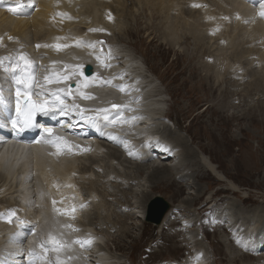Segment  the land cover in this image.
I'll use <instances>...</instances> for the list:
<instances>
[{"label": "rangeland", "instance_id": "374dc122", "mask_svg": "<svg viewBox=\"0 0 264 264\" xmlns=\"http://www.w3.org/2000/svg\"><path fill=\"white\" fill-rule=\"evenodd\" d=\"M92 1L97 7L95 10L98 12H96L97 19L103 23L98 29H108L107 33L110 34L106 38L98 31H90L94 27L89 28L88 38L94 41V45L97 44L92 48L99 50V53L104 52L106 57L109 56V51H111V56L117 55L118 57L113 60H117L116 65H121L123 61L134 60L138 69L143 68V70L140 69L142 71L140 74H134V77H131L136 78L138 75H143L138 84L141 86L143 83H147V87L142 90L143 94H149L148 90L150 92L152 88L160 91L158 99L163 115L156 121L157 135L172 142L180 153L172 162L169 160L159 161L157 154L152 155V159L144 161L141 157L142 154L129 157L122 152V159L113 157L110 160L112 151L117 149V146L111 143L102 145L100 142H95L99 148L101 144L103 150H100L104 154L91 156V153H86L83 156H78L77 162V158H74L75 162L79 163V167L87 163V166H91L94 158H104L101 162L99 161L100 164L93 163L94 169L90 170L97 177L94 187L90 189V181L86 182L85 177L81 176L82 173L75 172L76 181L71 176V185H67L65 179L62 178L63 189L58 191L61 198H57V200L62 202L63 199H66L64 198L67 196L66 191L71 192L72 185L76 183L77 189L72 192L77 195L75 197L70 195L75 198H72L74 202L84 198H82L83 203L85 202L84 205L87 207L84 208L83 204L80 207L86 209L88 212L86 210L85 212L89 214L86 217L83 216L81 220L93 223L90 224L89 231L92 230L97 236L99 244H97V248L94 245V248L92 247L90 250H95L94 253L100 251L101 256L104 255L103 257L106 259H103L105 264H190V262L185 263V259L192 254H197L200 260L202 259L203 263L201 264H264V253L262 252L264 247L253 250L255 243L259 240L258 235L264 231V208H262L264 207V66L258 65L260 70L257 76L252 75V69H249L256 66L254 63L258 61L260 52L264 53V50L256 51L251 59L249 53L238 54L241 60H248V57L250 59V62L242 67V69L249 67L247 69L250 70V74L248 76L246 73L248 77L241 83L238 81V75L227 69V65L232 61L227 60L226 63L225 58L217 54L218 51L212 50L215 49L216 44L222 42L224 36L216 38V35L222 31L231 33V38L226 44L228 46L232 42V47L228 48L227 54L239 50L240 43L248 39L254 46L257 39L253 38L256 34H253V26L250 21L241 19V22H237L233 20V12L229 15L226 13L222 15L221 10L225 11L227 5L219 10L220 14L216 8L211 6L210 0H185V6L200 5L195 8L202 11L209 10L215 18L224 22L223 27L219 28L217 33L210 32V26L202 23L197 27L204 31L203 33L186 31L185 35L183 33L185 30H174L167 25V16H159V3L145 2L144 0L139 3L137 0H128L125 5L127 17L110 12L111 7L107 5L108 0H103V2L88 0L85 5ZM76 5L80 9L81 3ZM83 7L86 8V6ZM108 7L109 9H107ZM108 12L115 22H106L108 19H105L104 16H109ZM76 15L78 14L76 13ZM180 24L181 22L179 26ZM120 27L122 30L119 32ZM127 27L131 29L130 34L123 32ZM246 29L247 31L244 32ZM11 36L2 35V39H0V48L3 46H5L4 49L12 48L9 51L0 49L1 59H3V54L10 57L9 53L13 52L15 55L19 53L18 46L11 43L14 38ZM9 37H11L10 42ZM61 38L56 39L58 42L60 41L61 47H64L66 43L70 52L73 47L75 48L72 52L77 50V45L73 41H70L71 43L64 41L65 36ZM65 39L68 40V38ZM32 40L34 39L32 38ZM3 41H5L4 44H2ZM99 42H103L102 45L106 44L102 46ZM38 44L33 42V48L36 49L35 45ZM51 47H48L49 50H54ZM85 47L88 45L86 44ZM13 48L15 49L13 50ZM102 49L103 51H100ZM3 50L5 53L2 52ZM13 53L12 56H15ZM29 53L36 58L43 57V54L47 55L45 52L42 54L41 50ZM217 57L223 64L222 62L217 64ZM55 60L56 58L53 59V61ZM1 61L0 68H2ZM37 63L35 64L37 65ZM133 65L135 64H131V68ZM210 65H214L215 70L211 69ZM218 65H223L222 70ZM225 70L229 71L228 78L223 77ZM3 76L0 73V78ZM257 77L262 78V81L257 82ZM141 80L144 82L142 83ZM237 88L240 94L234 95ZM155 92L157 93V91ZM151 99L148 100L149 102L147 101V104L156 101L154 99L151 101ZM175 136L181 137L183 145L174 142ZM185 147L189 150L192 149L193 155L197 153L198 159L189 164L191 166L187 165L186 160L182 157ZM104 150L108 152L106 153ZM161 162L168 163L169 166H173V169L169 179H162L155 183V180L149 179L148 175L152 170L151 166ZM147 163L148 166L144 167L145 172L139 173L140 168L137 165ZM210 163H212L214 171L212 168H209L210 171L203 167ZM129 166L135 167L129 168ZM50 169L52 172L47 171V177L57 179L60 174L55 172L53 166ZM33 170L31 168L29 172H36ZM90 172L88 173L90 174ZM195 172L197 173L195 174ZM88 173L87 176L91 175V178H94L93 174L89 175ZM19 176L20 174L14 180L12 175L7 177V180L13 178V181L17 182V179L21 178ZM23 178L25 179V177ZM132 181L136 184L133 183L130 189ZM1 183L4 184V182ZM10 184L11 182H7L6 188H10ZM28 185L29 182L26 183V187ZM33 187L31 184L29 190H34ZM56 187L59 188V186L54 188ZM58 188L57 190H59ZM142 189L150 191L151 198L160 195L170 204L168 213L162 219L163 221L165 218L177 220L178 223L170 231L162 232L163 221L156 225L146 220V206L150 200L146 203L143 202L140 194ZM13 190L14 187L11 191ZM78 190L81 192V196ZM44 191L46 193L48 190L44 189ZM13 193L15 192L13 191ZM30 194L26 198L31 197V201L37 207L35 192H30ZM10 196H12L11 193ZM10 196L6 198L13 202L11 199L13 196ZM15 196L16 194L13 198ZM50 196L51 194L47 195L48 201L54 198L53 192L52 199ZM192 198H195L194 201L188 203L187 201ZM26 201L28 202L27 199ZM10 202L2 201L0 204H9ZM61 205L63 204L61 203ZM97 210L100 211V215L95 218ZM29 212H34V207ZM111 213L114 218L124 219L120 229L123 230L127 227L131 236L123 237L124 239H120L121 241L118 240L122 230L119 231V227L108 223ZM126 213H130L132 216ZM0 218L2 224L7 222L4 216ZM118 231L119 235L113 242L111 237ZM247 249H252L259 255L255 256ZM92 255L95 256L93 253ZM96 259L101 258L97 257ZM96 259L92 258L91 260L95 261Z\"/></svg>", "mask_w": 264, "mask_h": 264}, {"label": "bare ground", "instance_id": "6f19581e", "mask_svg": "<svg viewBox=\"0 0 264 264\" xmlns=\"http://www.w3.org/2000/svg\"><path fill=\"white\" fill-rule=\"evenodd\" d=\"M98 1L103 2V0ZM127 1L128 0H108L107 5L111 7L110 12L115 13L119 16H124L127 14V11L125 9ZM137 1L139 3H142V0ZM144 1L150 3H159V16H167V25L171 26L174 30H185V32L183 31L185 35L186 31L190 33H203L204 31L197 27V25L202 23L204 25L210 26L209 29H211L210 32L212 33H217L218 29L223 27L224 22L218 20V18H215L214 14L209 10L202 11L195 7H187L185 6V0ZM87 2L88 0H0V39H2V35L14 36V38L11 36L13 38L11 40V43L17 45L19 49V53L17 55L12 52L15 56H12V53H9L11 55L10 57L8 54V57L3 54V59L0 58V60H4L3 62L1 61L2 68H0V73L4 75L3 78H0V90L3 91V95L5 98V104L1 105L0 108H3L5 106V109L8 111V108H11L9 97H11L13 92L16 93V86L11 79V71L9 70L6 72L5 68L10 69L11 65L18 61L20 55H26L27 60L32 62L30 87L27 94L38 95L39 93H42L46 90L45 95L47 93L48 96H50L51 92L54 93L59 89H64V91L60 93V97L65 103L66 110L70 111L72 114L77 113V119L71 117L69 121L63 124L64 126H61L62 128H59V133H62L67 138L66 143H59L60 145H67L73 148L75 144H78L79 146L86 148L91 141L93 142V148L89 152H79V156H83L86 153H91V156H99L100 154H104L103 151H101L103 150L101 149V144L99 148V146L95 142H100L102 143V145H108L109 143L105 142L106 139H104L103 141H100L101 139H103L100 137H97L96 139H81L75 134L64 131V128H67L66 126H68L69 124H75L78 119L82 121L85 118L82 117V113H86L87 115H93L92 117L96 119H98L100 116H103L102 118H104L105 116L108 117L107 119L104 118L106 120L107 127L102 125L91 127L99 129V131L111 135L114 140V142H112L111 144H115L117 142L121 143L119 144L120 148L117 147V149H114V151H112L113 154L110 160L113 159V157L122 159V153L129 155V157L142 154L143 156L141 155V157H143L142 159L144 161L150 160L152 159L153 150L149 149H151V146H157V148L161 151L159 152L161 154H157V158L159 161H174L180 153L177 150V146H174L172 142H168L167 140H164L160 136H158V130L155 128L157 126L156 121L160 119L161 115H163L159 103L160 100L158 99L160 91L158 89L152 88L150 92L148 90L149 94L146 93L147 91L145 92L147 95L143 94L142 90L147 87V83H143L144 81L142 82L141 80L143 84L141 86L138 85L143 75H138V77L133 78V75L140 74L142 72L140 71V69L143 70V68L138 69V66L136 65L137 63H135L134 60H132L131 62L123 61L121 65H116L115 63L117 60H113L115 59V57H118L117 55H115V57H106V54L104 52L99 53V50L96 49V51L95 49H93L94 47H85L86 44L94 45V41L89 40L90 38H88L89 36L87 32L89 28L94 27L93 29H98L99 27H101L100 25L103 24L97 19L98 15L96 14L97 11L95 12V10H97L95 3H93L92 1L91 3L85 5ZM210 2L211 6L213 8H216L217 11L221 10V8L223 7H226V5L228 6L226 7L225 11L221 10L223 12L222 15H225V13L226 15H229V13L233 12V20L237 22H241V19L250 21L251 25L253 26V34H256L253 38L257 39V41L254 43V46L251 44V40L248 39L247 41H243L242 43H240L239 50H234L232 51V53L227 54L228 48L232 47V42L229 43L228 46L226 44L228 39L231 38V33L229 31H222L219 35H216V38L224 36L222 42L216 44L215 49L212 50L218 51L217 54L223 56L226 63L227 60L232 61L227 65V69L238 75V81L240 83L249 76V69H252V75L257 76L260 70L258 68V65H260L261 67L264 66L263 52H260L258 61L254 60V66L256 65L255 67H247L249 69H247L246 67L242 69V67L243 65H246L250 62L252 55L256 51L264 50V17L260 15V12L262 10L261 3H264V0H262L258 5H256L257 3L251 5V3H249V1L247 0H210ZM77 3H81L80 9H78L79 7H77L78 5H76ZM83 6H86V8H84ZM109 7L107 9H109ZM202 8L204 9V7ZM76 13L78 15H76ZM104 18L108 19V21H106L107 23H109V21L111 23L115 22L114 20H112L113 17L109 19L108 15L104 16ZM180 22L181 24L179 26ZM122 27H120L119 32L122 30ZM245 31H247V29L244 30V32ZM107 32L108 29L98 31L100 35H105V37L108 38L110 34ZM123 32L130 34L131 29L127 27L125 30H123ZM63 36H65V38H68V40L64 38V41H73L75 45H77L76 51L74 50V52H72L75 48L73 46V49H71L72 53L70 52V50H68V46L61 47L59 49L54 47V45H61L59 44L60 41L58 42V40L56 39H59ZM31 37L34 40H32ZM208 37H210L209 34ZM235 37L238 38L237 36ZM4 42L5 41H3L2 44H4ZM33 42L39 43L38 45H41V48L34 49L32 45ZM44 44L49 45V47L53 46L51 48L56 50V52H54V50L52 49L49 50L48 47H44ZM62 45H64L63 42ZM96 45L97 44L95 43L94 46ZM4 47L5 46L0 49H4ZM241 47H243V49H240ZM10 49L6 48L4 50L9 51ZM14 49L15 48H13V50ZM4 50L2 51L3 53H5ZM34 50H41L42 54L45 52L47 53V55L43 54V57L38 58L33 57V54L29 52ZM100 51H103V49ZM107 51L108 50H106V52ZM242 52H244V54L249 53L248 55H250V59L248 57V60H241L238 54H242ZM97 57H99V59H97ZM7 58L9 59L8 61ZM54 58H56L55 61H53ZM126 59L128 60V58ZM32 60L35 63L38 62L37 65ZM85 61L91 62L93 64V67H95L96 72L93 76L86 77L85 75L81 74L82 66ZM219 62L221 63L222 61L217 57V64H219ZM19 63L22 67L24 66L23 61H19ZM105 64L111 66L106 67L104 66ZM131 64H135L133 65V68H131ZM209 67L215 70L214 65H210ZM218 67L220 70H222L223 65H218ZM228 72V70H225V72H223L224 78H228ZM246 73L248 74V76ZM17 74L22 75L23 73H21L18 69ZM45 77H48L52 81L59 80V83H49L45 80ZM65 77L67 78L65 79ZM256 80L257 82L262 81V78L259 77ZM105 81H111V84L104 83ZM118 86H123L124 91H120ZM21 88V94H24V86L21 85ZM155 91H157V93ZM81 93H83V96L85 97L91 96L94 98H83ZM238 94H240L239 89L234 95ZM150 98H152L151 101H153V99L156 101L154 103L147 104V101ZM73 105H78V107L73 108ZM113 105H116L117 107L113 108ZM82 109L83 112H81ZM102 109L106 111H101ZM2 112L3 111H1L0 109V126L1 128H3H0V202H10L11 200L6 198L7 196H10V193L13 197L14 194H16V196L15 198L10 196L12 197L11 199H13V202L11 201L9 204L3 205L0 204V214H2L0 215V217L4 216V218L8 221H4L5 223L2 224L3 222H1L0 218V254H2L4 257L3 260L0 261V264H19L21 261H23L24 256L26 260H28L27 264H105V261H103V259H106L103 257L104 255L101 256L100 251H96V253H94L95 250L91 251L90 248H82L80 243L74 242L77 241L75 239L76 237H80L81 241L91 240V243L89 245H91V247L93 248L94 245H96L97 248L98 244V241H95V239H97V236L93 233L92 230L89 231V228L91 226L90 224L93 223L90 221H88L89 223H87L86 221L81 220L83 216L86 217V215L89 214L87 213L88 211L86 209L85 210L87 212H85L84 210V208H86L87 206L85 207V202L83 203L84 198L82 197V199L80 197L82 195L81 192H79L78 190V192L80 193V196L78 197L81 198L82 202H74V200L72 199L75 197V195H77L73 194L72 192L74 191V189H77V186L75 187L76 183L72 185V187L74 186V188L71 187V189H73L71 190V192L66 191L67 196L64 195L66 196L64 197L66 199H63L62 202H59V200H57V198H61L59 197L60 194L58 191H61L63 189L62 178L65 179L67 185H71V176H73L74 181H76V178H74L75 172L82 173L81 176L83 175V177H85V181H90L89 184L91 183V186L89 185V188L92 189L97 180V177L94 176V173H91L94 169L93 163L97 162L96 164H100L99 161L101 162L104 158H94V161L91 162V166H87V163L83 165L80 164L81 166L79 167V163H76L78 160L77 153H70L66 149L61 148L59 144L54 145L55 140H52L54 139L53 137L41 136L38 141L37 138H34L33 140L37 142L36 144H33V146L25 145L23 144V142L5 139L2 137V134L8 132L9 129L7 121L4 120L5 114L3 116ZM63 116L64 115H61L59 113L58 117H60V123L63 120ZM99 122L100 121H98V123ZM80 124H82V122H80ZM181 140V137L178 136H175L174 138V142L177 144H181ZM147 145L148 149L146 147ZM161 146H166L167 150L163 151ZM191 150L185 147V150L182 153V157L186 160L187 165L198 159L197 153L193 155V151ZM175 151L177 153H175L174 156H166L167 154H171ZM104 152L107 153L108 151L104 150ZM129 153L132 154L130 155ZM164 157L167 158L164 159ZM74 158H77L76 162ZM121 165L123 164L121 163ZM205 165L206 166L203 165L204 168H206L207 170H210L209 168H212L214 171L212 163H210V165ZM52 166L54 167L55 172L57 174H60L57 176V179L47 177V171L52 172L50 169V167ZM137 166H139L140 168H138L139 173H141V171L145 172V168L148 166V163L145 165L142 164ZM132 167L135 166H129V168ZM31 168L34 169L33 171L36 170V172H32L34 174L33 177L30 176L31 173L29 172L31 171ZM151 168L152 170L149 173L148 177L149 179L155 180L156 183L162 179H169L173 166H169L166 162H161L159 164H153ZM90 170L92 171L90 172ZM88 172H90V174H93L94 178H91V175ZM87 173L90 176H87ZM196 173L197 172H195V174ZM19 174V177L21 178L20 180L17 179V182L13 181V178L7 180V177H11L12 175L15 180ZM23 177H25V179ZM28 179L29 181H27ZM1 182H4V184H2ZM7 182H11L10 188H6ZM28 182L29 185L26 187V183ZM133 183L136 184V182L132 181L130 184V189ZM31 184L35 186L33 187L35 189H31L30 191L29 188ZM55 186H59V188H54ZM12 187H14L13 191L15 193L11 191ZM57 188L59 190H57ZM44 189L48 190L46 192L47 194L45 193ZM198 190H200V188H198ZM30 192H37V195H35L36 200L33 198V200L37 201L38 203L37 207L34 206L35 203L31 201V197L26 198V196L30 194ZM52 192L54 197L53 199L51 197ZM149 193L150 191L147 192L143 189L141 190L140 194L142 195L141 197L143 198V202L146 203L150 200L152 193ZM49 194H51V201H48L47 195ZM70 194L74 197H72ZM78 197H76V199ZM79 198L78 200H80ZM26 199L28 200V202L26 201ZM194 199L195 198H192L187 202L192 203ZM53 201H56V204H53ZM61 203L63 205H61ZM82 204L84 205V208L80 207V205ZM32 207H34V212L30 213L29 211ZM73 208L75 209V211H72ZM12 212H15L14 216L11 215ZM36 213H38V215ZM167 213L168 212H166V214ZM126 214L132 216L130 213ZM99 215L100 211L97 210L95 212V218H97ZM62 216H70V226L66 225L65 221L62 220ZM24 219H28L34 224H37V222L39 221V228H35L32 225L30 226V231L33 229V233L20 231L17 228V224H19V222ZM108 219V223L110 225L119 227V231L122 230V228L120 229V226L122 225L121 223H123L122 221L124 219L122 220V218H114L112 216V213L111 216L108 217ZM167 219L168 218H165L164 221L161 220L163 221L162 232L170 231L178 223L175 218H170L168 220ZM59 223L63 224L60 225ZM87 224H89V226H87ZM2 226L4 228H1ZM76 227H78L79 232L81 228L80 233L77 231ZM119 231L111 237V240H113V242L118 237ZM38 234H42V238H40ZM129 236H131L130 230L125 227V229L122 230L121 236L120 238H118V240L121 241L120 239H122L123 237ZM258 237L259 240L255 243L253 250L258 247H264V231H262L260 235H258ZM55 241H58L59 244H57ZM50 242L54 243V247L49 245ZM247 250L255 256L259 255L254 253L252 249ZM262 252L264 253V250ZM92 253L95 256H93ZM91 257L95 259L98 257L101 259H96L94 261L91 260ZM189 262L190 264L203 263L202 259L200 260L197 254H192L191 256L189 255V257L185 259V263Z\"/></svg>", "mask_w": 264, "mask_h": 264}, {"label": "snow or ice", "instance_id": "6c2138e0", "mask_svg": "<svg viewBox=\"0 0 264 264\" xmlns=\"http://www.w3.org/2000/svg\"><path fill=\"white\" fill-rule=\"evenodd\" d=\"M193 7H200V5H193ZM261 12L260 15L262 17H264V3H261ZM109 19H111V15L109 14ZM90 31H103V29H90ZM9 39H11V37H9ZM99 43H103V42H99ZM89 47H94V45H88ZM41 47V45H37V48ZM44 47H49V45H44ZM61 46L60 45H56V48L59 49ZM64 47H67V45H64ZM109 57H111V52L109 51ZM97 59H99V57H97ZM19 61H23L24 62V66L22 67L21 64L19 63ZM104 66L106 67H110L111 65H107L105 64ZM20 70L21 74H17V70ZM11 71V79L13 80L15 86H16V111H17V117L15 119H13L11 121L12 123V127L16 128L18 124L22 125L23 127H31L33 126V122H34V117L37 113L41 114V115H45L48 116L50 115L52 112L59 110L61 115H66V111H65V107H61V105H63V100L60 97V93H62L64 91V89H59L57 92L52 93V96L54 97L53 102L51 103L50 106H45L44 104H37V103H33L29 96H28V91H29V87H30V74L32 72V62L27 60L26 56L24 55H20L19 59L16 63L11 65V68H5V71ZM67 77H65L66 79ZM45 80L48 81L49 83L52 82H56L59 83V80L56 81H52L50 80L48 77H45ZM104 83L107 84H111V81H105ZM21 85L24 86L23 91L25 92V96L24 99L21 100V92H22V88ZM87 86V85H86ZM120 91H124V87L123 86H118ZM42 94V93H39ZM83 98L86 99H92L94 97L91 96H83V93H81ZM5 104V98L3 95V91L0 90V105H4ZM78 107V105H73V108ZM113 108L117 107L116 105L112 106ZM101 111H106V110H101ZM81 112H83V109L81 110ZM105 119H107L108 117L105 116ZM71 127V125L69 126ZM49 131L50 130H46ZM59 139V138H56ZM66 143V142H65ZM130 155L132 153H129ZM56 201H53V204H55ZM59 211V210H57ZM72 211H75V209L73 208ZM2 215V214H0ZM11 215H15V212H12ZM21 224H23V221L20 222ZM75 230V229H74ZM57 244H59L58 241H55ZM75 243H80L81 246H84L86 244H90L91 240H85V241H74Z\"/></svg>", "mask_w": 264, "mask_h": 264}, {"label": "water", "instance_id": "95a60500", "mask_svg": "<svg viewBox=\"0 0 264 264\" xmlns=\"http://www.w3.org/2000/svg\"><path fill=\"white\" fill-rule=\"evenodd\" d=\"M85 73L87 75L92 73L90 64L86 65ZM169 207L170 204L162 196H154L147 204L146 220L159 224Z\"/></svg>", "mask_w": 264, "mask_h": 264}]
</instances>
